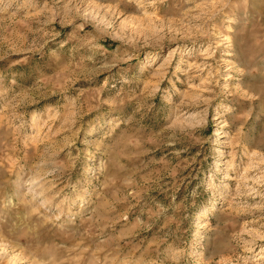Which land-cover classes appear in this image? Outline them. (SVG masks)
Wrapping results in <instances>:
<instances>
[{
    "label": "rangeland",
    "instance_id": "obj_1",
    "mask_svg": "<svg viewBox=\"0 0 264 264\" xmlns=\"http://www.w3.org/2000/svg\"><path fill=\"white\" fill-rule=\"evenodd\" d=\"M0 264H264V0H0Z\"/></svg>",
    "mask_w": 264,
    "mask_h": 264
}]
</instances>
